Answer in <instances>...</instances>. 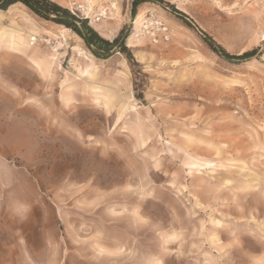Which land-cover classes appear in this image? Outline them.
I'll list each match as a JSON object with an SVG mask.
<instances>
[{
    "label": "rangeland",
    "instance_id": "1",
    "mask_svg": "<svg viewBox=\"0 0 264 264\" xmlns=\"http://www.w3.org/2000/svg\"><path fill=\"white\" fill-rule=\"evenodd\" d=\"M52 1L132 58L0 12V264H264V0Z\"/></svg>",
    "mask_w": 264,
    "mask_h": 264
},
{
    "label": "trees",
    "instance_id": "2",
    "mask_svg": "<svg viewBox=\"0 0 264 264\" xmlns=\"http://www.w3.org/2000/svg\"><path fill=\"white\" fill-rule=\"evenodd\" d=\"M152 1L155 4H167L184 25L191 29L196 30V27L190 21L189 17L184 13L177 11L174 5L164 3L163 0H134L132 2L131 15L135 17L137 9L142 4ZM14 5H22L28 9L34 16L40 18L45 22L53 23L57 26L64 27L67 30L72 31L78 36L87 49L92 52L95 57L108 59L114 54H123L128 59L132 58L130 49L126 45V40L129 34L122 30L120 34L113 40L108 41L101 37L97 31H95L89 24L87 19H81L74 15L69 9H66L52 0H0V12L8 11ZM202 33L201 39L204 44L216 55L229 62H241L253 59L259 53V49H254L249 52H245L242 55L235 56L227 53L222 47L208 35Z\"/></svg>",
    "mask_w": 264,
    "mask_h": 264
},
{
    "label": "built area",
    "instance_id": "3",
    "mask_svg": "<svg viewBox=\"0 0 264 264\" xmlns=\"http://www.w3.org/2000/svg\"><path fill=\"white\" fill-rule=\"evenodd\" d=\"M144 25L145 32L154 45L170 42L172 32L155 12L149 13V18Z\"/></svg>",
    "mask_w": 264,
    "mask_h": 264
},
{
    "label": "bare ground",
    "instance_id": "4",
    "mask_svg": "<svg viewBox=\"0 0 264 264\" xmlns=\"http://www.w3.org/2000/svg\"><path fill=\"white\" fill-rule=\"evenodd\" d=\"M92 4H93V2H89V8L90 9H92ZM16 6H18V5H14V6H12L11 8H13V7H16ZM0 19H1V16H0ZM142 19V15H139V17H138V22L140 21ZM145 26V25H144ZM35 29H37V28H35ZM8 31V30H7ZM69 30H67V29H64V32L62 33V37L65 39V41H66V35L64 34L65 32H68ZM2 32V31H1ZM6 32V31H5ZM35 32H38V30H36ZM9 34V33H8ZM3 35V34H2ZM47 35V34H46ZM49 35V34H48ZM6 37V36H5ZM15 38V37H14ZM21 38V37H20ZM19 38V39H20ZM18 39V38H17ZM9 41L10 42H14V40H13V35H10V38H9ZM19 41V40H18ZM142 41V39L140 38V36L139 35H137V34H134V35H132L130 38H129V47H137V43H140ZM11 46V45H10ZM83 51V50H82ZM84 53H86V52H84ZM87 58H88V56H86ZM92 58V57H91ZM91 60V59H90ZM42 65V64H41ZM41 65H40V63L38 64V66H39V68H41ZM43 67V66H42ZM50 67V66H49ZM42 70V69H41ZM207 165V164H206ZM208 166V165H207ZM211 166V165H210Z\"/></svg>",
    "mask_w": 264,
    "mask_h": 264
},
{
    "label": "snow or ice",
    "instance_id": "5",
    "mask_svg": "<svg viewBox=\"0 0 264 264\" xmlns=\"http://www.w3.org/2000/svg\"><path fill=\"white\" fill-rule=\"evenodd\" d=\"M121 65H123L124 61H120ZM137 66L140 68V72L143 73L147 70L146 66L145 65H139L137 64ZM121 71H126L128 74H130L131 78H132V82L133 84H135V80H136V76H134V70L133 68L130 66V64H128V68L127 69H124L123 67H121L120 69ZM216 71H221L220 68H217ZM224 75H228V70H223V73ZM53 214H54V210H53Z\"/></svg>",
    "mask_w": 264,
    "mask_h": 264
}]
</instances>
